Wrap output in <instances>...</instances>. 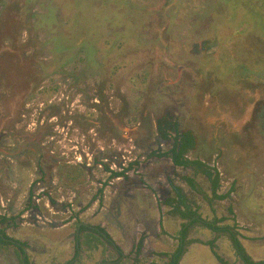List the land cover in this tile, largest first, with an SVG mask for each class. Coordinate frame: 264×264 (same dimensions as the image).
Returning a JSON list of instances; mask_svg holds the SVG:
<instances>
[{"label":"rangeland","instance_id":"rangeland-1","mask_svg":"<svg viewBox=\"0 0 264 264\" xmlns=\"http://www.w3.org/2000/svg\"><path fill=\"white\" fill-rule=\"evenodd\" d=\"M28 85L34 92L21 93ZM19 91L21 103L13 108L11 97ZM42 103L50 108L40 110ZM165 113L195 133L197 147L188 157L218 162L223 179L233 180V194L214 205L215 216L235 223L247 253L264 259V0H2L0 147L7 152L16 144L10 133L29 132L32 114L53 120L49 141L84 176L70 182L85 184L75 192L74 206H88L95 189L109 184L102 205L88 212L96 210L91 221L121 245L129 257L125 264H163L162 253L174 247L165 230L176 217L162 204L172 193L168 180L202 218L214 215L184 182L191 169L148 156L147 146H157L156 119ZM30 147L26 139L24 160L10 157L8 182L0 174L5 194L15 188L11 214L35 175ZM134 162L126 178L110 177ZM196 181L206 187L200 175ZM43 209L54 219L66 216ZM36 220L31 235L57 241L47 251L66 258L69 245L61 241L68 229L44 228ZM213 236L192 227L189 238L201 243L188 246L181 264H220L200 245ZM215 238L225 261L242 264L226 236Z\"/></svg>","mask_w":264,"mask_h":264},{"label":"flooded vegetation","instance_id":"flooded-vegetation-1","mask_svg":"<svg viewBox=\"0 0 264 264\" xmlns=\"http://www.w3.org/2000/svg\"><path fill=\"white\" fill-rule=\"evenodd\" d=\"M35 89L34 85H28L24 90H21V93H33ZM21 97L20 91L11 97L15 101L13 108L21 103ZM44 107L50 108L48 103H42L40 110H43ZM32 115L34 123L28 128L29 132L25 130L14 134V136L10 133L7 137H12L16 144H11L12 148L7 152L5 146L0 147V174L4 176L5 181L8 182L11 177L9 168L12 166V159L10 157L17 160L25 158L28 149L23 148V142L26 139H30L29 150L35 165L33 169L35 175L27 184L28 195L26 194L20 200V208L18 205L16 214L10 213L8 201H2L0 204V254L2 255L0 264H38L39 258H42L39 264H125L129 257L126 256L121 245L103 226L91 221L97 216L96 210L88 212L95 203L102 205L105 189L109 188V184H101L95 189L88 206L81 202L74 206L75 192L85 184H70L67 175L70 163L64 161L60 156L61 153L57 149L55 150V143L49 141V138L52 139V132H54L53 120L38 116V114ZM46 129L49 131L43 134ZM44 139L46 142L43 141ZM41 140L42 142H40ZM149 147L152 148V146ZM5 181L0 180V183ZM113 185L111 184V186ZM43 207L50 209L49 211L53 214L66 216L64 219H54L46 214ZM56 207H60V209L58 210ZM74 208H77V213H73ZM36 219L43 222L44 228L53 226L54 230L68 229L66 238L61 241V245L66 243L69 245L66 258L63 254L61 260L59 259L60 254L53 256L52 253L55 251L51 252L50 248L47 251V241L41 239L42 237L36 238L31 235L29 228L38 227ZM23 226L25 227L23 228ZM16 231L21 235L16 236ZM49 242L57 244V241L50 240ZM43 254L46 256L44 257ZM97 255L100 257L98 258Z\"/></svg>","mask_w":264,"mask_h":264},{"label":"trees","instance_id":"trees-1","mask_svg":"<svg viewBox=\"0 0 264 264\" xmlns=\"http://www.w3.org/2000/svg\"><path fill=\"white\" fill-rule=\"evenodd\" d=\"M2 5V0H0V6ZM160 38V34H159ZM158 38V39H159ZM118 67V66H117ZM56 88V87H55ZM53 87L52 90L56 91ZM156 147L150 149L147 146V149H150L148 156L154 158H165L168 159L173 166L188 168L193 172V176L183 177L184 182L187 186L196 194H199L204 201L212 208L213 218L207 220L202 218L198 210V206L189 202L188 197L184 193L181 187L176 186L169 181V188L171 190V195L167 196L162 200V204L165 206L171 207L169 214L171 216L177 217L180 219L181 228L175 236V244L171 251L162 253V256L166 258L163 264H180L182 257L187 251V247L194 242L201 243L199 239L189 238V232L194 226H202L203 228L208 229L216 235L226 236L233 248V251L239 261L242 264H264V259L254 260L246 251L245 247L241 241V234L238 230V227L234 224H227L225 221H228V218H217L215 216V210L213 209L214 205H217L218 202L228 199L230 196L229 190L226 193H220V186L222 177L216 167L211 166L208 161H203L201 157L191 158V153L195 152L197 147V138L193 130L184 129L181 127L179 120L170 113H165L156 119ZM162 145V146H161ZM216 158H219L217 155ZM215 158V159H216ZM218 160V159H217ZM136 165V162L131 163L128 168L124 169L121 172H111L112 177H124L125 171L133 168ZM108 170V168L106 167ZM77 171V172H75ZM82 171L77 166H69L67 169V175L70 182L78 180L79 176H82ZM201 176L206 179L209 185V194L204 190V186H201L200 183L196 181L197 176ZM84 176H82L83 179ZM234 185V184H233ZM230 214H233L232 208H228ZM232 220V219H231ZM233 221V220H232ZM216 238L207 241L205 244L209 246L213 255L218 260L220 264H230L225 261L215 250ZM142 245V240L139 241V244L135 246V253L139 255V249ZM136 261V260H135ZM145 264V260H141ZM139 263V262H135Z\"/></svg>","mask_w":264,"mask_h":264},{"label":"crops","instance_id":"crops-1","mask_svg":"<svg viewBox=\"0 0 264 264\" xmlns=\"http://www.w3.org/2000/svg\"><path fill=\"white\" fill-rule=\"evenodd\" d=\"M261 160H262V158H261ZM262 162V161H261ZM205 183H206V187L204 188V190H205V192L207 193V194H209V185H208V183H207V181H206V179H205ZM2 188H4V186H0V204H2L1 202L2 201H8L9 202V204L11 205V203H12V200H14V196H13V194L15 193V191H13V192H11V190H15V188H13V185H11L10 186V189H8V191H6V194L2 191ZM198 196H200L199 194H197ZM260 195V194H259ZM261 196V195H260ZM6 197V198H5ZM202 199V198H201ZM15 200H17V201H15L14 203H13V205H15L16 206V204H18L19 203V201H18V199H15ZM208 204V203H207ZM17 207V209H18V206H16ZM175 220V221H174ZM175 222H177L178 223V226L176 227V225H175ZM181 220L180 219H178L177 217H176V219H174V218H169V220L167 221V228H166V230H165V232L166 233H168V234H171L174 238H175V236H177V234H178V232H179V230H180V228H181ZM59 230V229H58ZM214 234V236L210 239V240H212V239H214L215 238V233H213ZM45 241H47L46 239H44ZM116 241V240H115ZM48 242V241H47ZM49 243H52V242H48V244H46V245H49ZM119 244V243H118ZM194 244H198V243H193V244H191V245H189V247L190 246H192V245H194ZM200 245H203V246H205L206 248H208L210 251H211V249L209 248V246L208 245H206L205 243H203V244H200ZM189 247H187V251H186V253L188 252V248ZM132 249H133V247H132ZM131 252V251H130ZM185 253V254H186ZM211 253H212V251H211ZM184 254V255H185ZM212 255H213V253H212ZM214 256V255H213ZM184 257V256H183ZM182 257V258H183ZM182 260V259H181ZM180 264H181V262H180Z\"/></svg>","mask_w":264,"mask_h":264},{"label":"built area","instance_id":"built-area-1","mask_svg":"<svg viewBox=\"0 0 264 264\" xmlns=\"http://www.w3.org/2000/svg\"><path fill=\"white\" fill-rule=\"evenodd\" d=\"M211 166H214V167H216V169L219 171V173H220V175H221V177H222V180H221V186H220V193H226V192H228L229 190H231L232 189V186H233V180H231V179H229V180H227L228 182H226V180H224L223 179V172H222V170H221V168H220V166H219V163L218 162H216V161H213V162H211V163H209ZM180 168H182V167H180ZM122 169V168H121ZM124 170V169H123ZM122 170V171H123ZM119 178V177H118ZM224 182H226L225 184H223ZM233 194V190L232 191H230V196ZM229 196V197H230ZM166 207H168V206H166ZM168 210L170 211L171 210V207H168ZM233 217H234V219L236 220V215L234 214V212H233ZM238 225V224H237Z\"/></svg>","mask_w":264,"mask_h":264}]
</instances>
